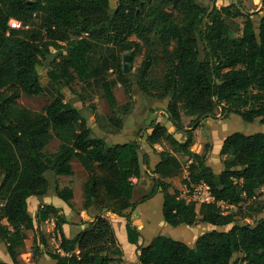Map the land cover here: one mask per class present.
<instances>
[{
    "label": "trees",
    "instance_id": "obj_1",
    "mask_svg": "<svg viewBox=\"0 0 264 264\" xmlns=\"http://www.w3.org/2000/svg\"><path fill=\"white\" fill-rule=\"evenodd\" d=\"M109 3L0 0V240L11 260L18 261L15 247L26 230L54 217L59 238L57 250L49 253L52 264H126L115 231L101 214L108 209L125 218L126 240L136 245L138 264H264V217L251 225L237 220L231 209L254 198L264 186V15L254 20L242 9L232 13L225 5L210 10L197 0H118L112 9ZM239 14L244 16L242 31L233 37L224 18ZM10 18L19 20L20 27H10ZM142 48L145 58L137 69L138 87L149 97H168V123L184 139L160 122L151 123L147 142L167 146L158 152L153 185L135 200L140 145L136 140L108 143L87 124L79 105L88 107L100 130L119 132L132 101L117 104L112 91L116 80L108 72L127 80L124 57L133 59ZM42 60L48 61L49 82L59 89L43 111L35 112L19 106L17 99L20 93L43 92L37 69ZM74 81L80 84L77 91L70 89ZM64 86L79 104L65 99ZM97 95L106 100L110 114L96 111ZM215 110L225 116L237 114L248 123L257 119L263 127L223 139L219 172L207 165L204 154L191 151L192 129L181 123L182 114L195 116V123ZM53 138L57 148L48 152ZM176 153L188 158L183 183L204 182L213 201L197 208L170 189L168 178L182 167ZM72 160L86 176L81 207L95 206L97 214L83 221L76 234L66 236L61 226L68 221L59 208L41 204L32 215L28 199L47 193V171L71 175ZM158 190L167 224L190 226L200 215L203 223L228 228L206 230L192 246L162 234L139 245L141 233L131 212ZM54 191L66 203L73 198L68 187L55 185Z\"/></svg>",
    "mask_w": 264,
    "mask_h": 264
},
{
    "label": "rangeland",
    "instance_id": "obj_2",
    "mask_svg": "<svg viewBox=\"0 0 264 264\" xmlns=\"http://www.w3.org/2000/svg\"><path fill=\"white\" fill-rule=\"evenodd\" d=\"M118 0H110L111 9L116 5ZM197 0V2L205 7L206 9H210L211 6H214L217 9L227 5L232 13L242 9L252 11L258 6L259 0ZM247 3V4H246ZM261 6H259L260 10ZM259 10L250 13L252 19L257 20V16H253L259 12ZM246 12V11H245ZM239 13V11H238ZM206 20V18H205ZM225 22L228 25L229 34L233 37L240 36L242 31V25L244 21L243 15H237L235 17H225ZM132 39H136L135 36L131 37ZM52 51H54L52 49ZM124 52H120L122 55ZM145 58L144 49H140L139 53L135 55L133 59H129L126 63L128 74L127 80H118L116 79V74L114 72L109 71L108 77L111 79H115V84L113 85L112 91L115 96L118 105L123 104L127 100L131 99L132 105L130 111L123 118V127L119 130L120 134H112L110 137L113 140H117L118 143L129 142L132 140H138L140 148L138 150V155H142V149L145 147L148 152H153L158 154L159 151L163 149V147L167 146L166 144L154 143L150 145L147 142V135L150 131L149 126L153 122H160L164 124L169 132L173 134L178 139H184V134L180 131L175 130V128L168 123L167 113L165 111L166 104L168 101V97L157 98V97H149L147 96L140 88L138 87V67L140 66L141 61ZM47 62L45 60L41 61V64L37 67L39 80L41 85L43 86V92L39 95L25 94L20 93L17 103L19 106L26 107L35 112L43 111V108L53 99L56 94V90L59 89L58 86L49 82L47 76ZM125 64V62H124ZM124 67V66H123ZM157 71V68H156ZM79 83L74 81L71 84V90L77 91L79 89ZM129 85V87L127 86ZM126 87L129 88V93L126 92ZM62 92L65 95V99H72L76 104H79L75 95L71 94V91L68 87H62ZM95 103V109L97 112L102 114H110L109 106L106 100L97 95L93 98ZM154 101V105L152 102ZM80 112L85 117L87 124L96 129L98 132H102L98 129L94 124V116L90 112L87 106L79 105ZM144 114V121L141 127L135 129V132H131V128H133L135 122V118L141 114ZM195 116H186L184 114L181 115V123L184 129H192L193 133V143L190 147L191 151L196 153H202L206 157L207 165H211L215 172L223 169V163L220 158V147L223 139L233 133V132H242L245 134L253 133L260 128V123L256 119L254 122L248 123L242 120V118L237 114H229L227 116L223 115L220 110H215L214 115L207 116L205 118H200L197 122L194 123ZM130 129L129 132L126 130ZM121 131L126 133H121ZM117 132V133H119ZM108 136V135H107ZM109 137V136H108ZM116 142V141H115ZM58 145V141L56 139H51L47 146L48 152H53L56 150ZM178 159L182 163V167L175 175L171 178V181H175L172 184L174 190L178 193L182 191L184 188L183 179L187 176V164L188 158L187 156L176 153ZM71 169L73 173L71 175H56L51 171H47L45 176L49 182V188L44 197L37 196V199H33L29 201L28 208L32 215L35 214L36 209L39 205L44 204V202L52 204L56 200L59 199L57 197L54 186L57 185L59 188L68 187L72 190L73 198L72 201V209L69 210L73 212V216L67 223L66 230L70 232H77L80 230V224L83 222V219L80 217V211L77 209H83L81 207L82 200V184L85 180V172L81 165L76 161L72 160L70 162ZM210 166V167H211ZM185 176V177H183ZM178 181L182 185L176 184ZM171 185V184H170ZM182 187V188H181ZM147 190H136L134 191L133 198L136 200L144 195ZM157 201V199H156ZM75 205V207H74ZM264 186L259 188L256 191L255 197L252 199H248L245 202H242L239 206H232L231 209L235 212L237 220L240 222H247L248 224L255 223L258 219L264 217ZM198 208V205H196ZM226 207V206H223ZM67 209V207H65ZM229 209V208H227ZM225 211V210H224ZM110 211L108 209H104L101 211V214L106 218L110 217ZM97 214V213H96ZM86 217V216H85ZM87 219V218H86ZM50 220H55L54 217L46 219L40 223H35L34 227L26 230V237L16 245L15 250L17 252V262H13L10 258L11 264H37L38 260L42 258V264L45 263V260H49V253H53L57 250L56 245V237L59 236V232L55 230L54 226L51 225ZM109 220V219H108ZM87 221V220H86ZM6 222V221H4ZM110 224L114 228L116 236V241L120 249L122 250V257L126 264H134V260L136 258L133 254L136 252V249L131 246V248H126V234L125 229L122 230L124 241L120 237V229L118 228L117 221L109 220ZM65 225V224H64ZM83 225V224H81ZM195 232H201L205 229H199L201 226L200 215H197L195 222ZM63 226V224H62ZM61 226V229H62ZM78 226V227H77ZM184 229L188 228L187 226ZM219 229H226L228 226L218 227ZM181 227L177 228L172 225H169L165 222L161 215V222L155 224V232L165 235V236H174L175 239L183 241L185 240V235L183 237V233L181 231ZM75 230V231H74ZM41 238L45 240V242H41ZM186 242V241H183ZM5 244V243H4ZM124 248V249H123ZM8 253V252H7ZM43 256V257H41ZM131 256V257H130ZM50 261V260H49Z\"/></svg>",
    "mask_w": 264,
    "mask_h": 264
},
{
    "label": "crops",
    "instance_id": "obj_3",
    "mask_svg": "<svg viewBox=\"0 0 264 264\" xmlns=\"http://www.w3.org/2000/svg\"><path fill=\"white\" fill-rule=\"evenodd\" d=\"M259 6H261L260 10H259ZM253 10H256V11L259 10V12L257 14L253 15L255 17L257 16V18L264 15V0H259L258 6H256L255 9H253ZM152 104L154 105V101L152 102ZM144 120L145 119H144L143 113L141 115L137 116L134 120L135 124H134L133 128H131V132H135V129H138V127H141ZM262 128L263 127L260 125V128L258 130H262ZM92 129L95 132V134L104 137L108 143H118L117 140H113L110 137V135L115 134V133H105L102 130H100L99 128L98 129L102 132L96 131V129H94L93 127H92ZM126 131L129 132L130 129H128ZM121 133H126V132L121 131ZM116 134H120V132L116 133ZM138 158H139V164H140V173H139L138 177L133 178L134 191H136V190H148L153 185V179L155 177V174L152 173V170L154 169L155 164L159 160V155L155 154L153 152H148L147 149H145V147H143L142 155L141 156L138 155ZM211 168H212V166H211ZM219 171H221V169ZM219 171H217V172H219ZM183 177H185V176H183ZM168 181L171 184L170 189L172 190L173 189L172 184H174L175 181L170 182L171 178H168ZM176 184L182 185L183 183L181 184L180 181H178ZM42 196L44 197V195H42ZM33 199H37V196L29 197L28 203H29V201H31ZM156 199H157V201H156ZM162 200H163V194L160 190H158L151 198L137 204L131 212L132 223H133V225L136 226L137 230L141 233V236L139 237V240H138V244L141 246H145V245L149 244L151 239L155 235L159 234V233L155 232V224L161 222ZM43 203L49 204V203H46L44 201H43ZM52 204L60 209L61 213L64 214L67 221L69 222V220L73 216V212L69 210L70 208L72 209V207H70V205H72V201H69V203H66L62 199L59 198L58 200H56ZM65 207H67V209ZM74 207H75V205H74ZM77 210L80 211V217L83 219V221H86V220L91 221L93 219V217L95 216V214L97 213V209L95 206H90L87 209H82V210L77 209ZM109 214H110V217H108L107 219H109V220L112 219V222L117 221L118 228L121 230L120 231L121 232L120 237L124 241L122 230L125 229V218L123 216H119V215H116V214L111 213V212ZM162 217H163V215H162ZM67 223H64L65 225L63 224L61 231L66 236H73L78 231L77 232L67 231L65 229L66 226H68ZM183 225L184 224L174 226V227H177V228L181 227L182 228L181 231L183 233V237L186 234L185 240L183 239V241H186V243L190 246H192L194 244L195 239L202 232H204L206 230H210L212 228H218V227H215L211 224L201 222L202 228L200 227L199 229H205V230H203L202 232H201V230H199V232H195L196 229L194 228L195 227L194 224L190 225V226L184 225V226L188 227L186 229H184L185 227H182ZM82 226L83 225L80 224V228ZM116 236L118 237L117 234H116ZM169 237L174 238V236H169ZM125 244L127 246L126 248H131V246H133V248L136 249V245H134V244H130L128 242ZM136 253H137V251L134 252V254H133L134 257L130 256L131 257L130 259L136 258ZM41 257H43V256H41ZM41 259L42 258H40V260H38L37 264H42ZM0 260L5 262V263H10V256L6 251L4 242L1 240H0ZM49 260H47V261L45 260L44 264H52L53 260L51 257L49 258ZM133 262H134V264H138L137 259H135Z\"/></svg>",
    "mask_w": 264,
    "mask_h": 264
},
{
    "label": "built area",
    "instance_id": "obj_4",
    "mask_svg": "<svg viewBox=\"0 0 264 264\" xmlns=\"http://www.w3.org/2000/svg\"><path fill=\"white\" fill-rule=\"evenodd\" d=\"M8 25L13 28L20 27L21 23L19 20L15 18H10L8 20ZM187 170V169H186ZM178 197L184 199L187 202H194L196 205H200L201 203H208L214 200L213 196L211 195L209 188L207 184H205L202 181L198 182H190L188 186L184 184V188L181 192L178 193ZM221 206H226L223 203H221ZM223 208H227L223 207ZM50 223L52 226H54V221L50 220ZM55 228V226H54ZM59 238L56 237V240ZM56 245L58 248V243L56 241Z\"/></svg>",
    "mask_w": 264,
    "mask_h": 264
},
{
    "label": "water",
    "instance_id": "obj_5",
    "mask_svg": "<svg viewBox=\"0 0 264 264\" xmlns=\"http://www.w3.org/2000/svg\"><path fill=\"white\" fill-rule=\"evenodd\" d=\"M213 7H214V4L211 6V8H210V10H212L213 9ZM209 10V11H210ZM245 11L246 12H248V13H252V12H255L256 10H252V11H249V10H247V9H245ZM205 18L206 17H204V21H205ZM129 59H130V55H126L125 57H124V62H125V65H124V71L126 72L127 71V66H126V63L129 61ZM207 116H210V114H205V115H203L202 116V118H205V117H207ZM137 141V143H138V140H136ZM139 144V143H138Z\"/></svg>",
    "mask_w": 264,
    "mask_h": 264
}]
</instances>
